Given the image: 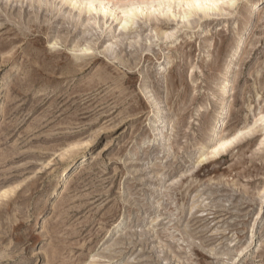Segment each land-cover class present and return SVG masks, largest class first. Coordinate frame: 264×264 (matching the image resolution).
Wrapping results in <instances>:
<instances>
[{"label":"rangeland","instance_id":"374dc122","mask_svg":"<svg viewBox=\"0 0 264 264\" xmlns=\"http://www.w3.org/2000/svg\"><path fill=\"white\" fill-rule=\"evenodd\" d=\"M101 1L0 0V264H264V0Z\"/></svg>","mask_w":264,"mask_h":264},{"label":"bare ground","instance_id":"6f19581e","mask_svg":"<svg viewBox=\"0 0 264 264\" xmlns=\"http://www.w3.org/2000/svg\"><path fill=\"white\" fill-rule=\"evenodd\" d=\"M72 1L77 2L78 0H72ZM149 1L151 3H153V4H157L158 6L160 4H164V3H168L169 4L170 2L176 1L177 3H181L182 5H185L189 11L190 10H202V11H205V12L207 11L208 12L209 10H213L214 8H216L217 5H219L218 3H219L220 0H149ZM85 2H87V4H88V8H87L88 10H90L91 7H93L95 9V11L97 9H99L101 11V13L103 14V16H105V14H106L105 9L108 8V6L106 7L105 3L103 1H101V0H85ZM96 2H97L98 7L95 6ZM125 11L127 12L128 15L125 18H122V19L120 18V22L119 23H120L121 27H123L129 21H132L134 19V17L137 16L138 7H134V8L129 9V10L127 9ZM217 12H218V10H217ZM185 16L186 15H185V11H184L183 19L187 18V17L184 18ZM222 92L224 93V95L229 93V92H227V88L226 87L223 88ZM148 103H150V105L152 106L151 116H150V123H149L150 130H151L152 134H156L157 135L158 133H160V125L163 122L162 107L160 106V104L155 102V100L152 97L149 98V102ZM261 118H264V114L261 116ZM218 124H219V117H216L211 123V126H210V128L208 130L207 137H206V140H205L206 144H209V148L211 150L208 149L209 151L207 153L203 154V159H201V161L207 160L210 157L220 156L224 151H226V148L228 146H230L239 137L243 136L244 134H247V132H248V131L247 132L246 131H239V132H237V134L232 135L231 137L223 138V139H219L218 140V138H217V136H218V134H217V131H218L217 126H218ZM71 181H72V179L70 180V182ZM263 197H264V188H263V190L261 192V195H260V198L263 199ZM261 209H262V207L260 205L259 208L257 209V211L255 212V216H254L253 220L250 223L249 237H248L249 238V242H247V243H250V241L252 239V236L254 235L256 222H257V220L259 218V215L261 213Z\"/></svg>","mask_w":264,"mask_h":264}]
</instances>
